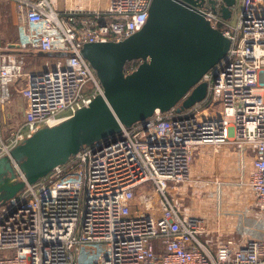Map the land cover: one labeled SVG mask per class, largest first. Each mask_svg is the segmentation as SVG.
Masks as SVG:
<instances>
[{
    "label": "built area",
    "instance_id": "1",
    "mask_svg": "<svg viewBox=\"0 0 264 264\" xmlns=\"http://www.w3.org/2000/svg\"><path fill=\"white\" fill-rule=\"evenodd\" d=\"M10 1L18 30L8 42L0 32V158L105 96L84 45L140 31L152 3ZM214 1L199 9L231 46L200 80L203 101L177 112L198 83L172 110L121 124L35 183L11 157L26 185L0 202V264H264V0H238L230 19ZM27 52L60 59L27 72ZM15 91L21 120L7 111ZM201 158L223 173L195 179Z\"/></svg>",
    "mask_w": 264,
    "mask_h": 264
},
{
    "label": "water",
    "instance_id": "2",
    "mask_svg": "<svg viewBox=\"0 0 264 264\" xmlns=\"http://www.w3.org/2000/svg\"><path fill=\"white\" fill-rule=\"evenodd\" d=\"M238 0H224L220 11L230 19ZM206 0H152L146 25L122 41L87 43L83 56L96 70L105 96L54 126H46L16 146L15 159L29 183L66 163L85 145L116 134L151 117L157 109L170 111L203 76L227 55L231 40L214 28L199 9ZM216 8V2L209 0ZM140 60L126 73L128 62ZM208 94L199 83L177 112L191 108ZM0 158V201L25 187L12 158ZM5 197V198H4ZM4 198V199H2Z\"/></svg>",
    "mask_w": 264,
    "mask_h": 264
},
{
    "label": "rangeland",
    "instance_id": "3",
    "mask_svg": "<svg viewBox=\"0 0 264 264\" xmlns=\"http://www.w3.org/2000/svg\"><path fill=\"white\" fill-rule=\"evenodd\" d=\"M107 2L108 0L102 1L103 7H105ZM236 13L237 12L235 10V14L233 16L234 21H236ZM17 30H18L17 16H16L13 3L10 0H0V32H1V37L3 41L5 40V38L6 39L15 38L17 36ZM25 57H26L25 68L27 72L45 70L48 67L47 65L48 61L50 62V66L53 67L56 65L57 61L60 59V57L57 56V54H49V53L42 54L39 52H27L25 54ZM10 106L12 107V114H13L12 117L15 120H21L24 115L25 101L23 99V96L18 91L14 92ZM196 163H198V165L195 166L194 173H193L195 179L203 178L205 176H208L209 178H211L215 174L223 173L222 170L220 169H215V168L211 169L208 166V162L204 158L198 159ZM232 171H233L232 175L233 173L235 174L237 172L235 167L232 168ZM200 212L202 214L207 213L206 211H202L201 209H200ZM208 224L214 228H217V227L221 228L223 226L222 222H220L219 224L217 220L214 221L212 219L209 220ZM101 247H104V245H101Z\"/></svg>",
    "mask_w": 264,
    "mask_h": 264
},
{
    "label": "crops",
    "instance_id": "4",
    "mask_svg": "<svg viewBox=\"0 0 264 264\" xmlns=\"http://www.w3.org/2000/svg\"><path fill=\"white\" fill-rule=\"evenodd\" d=\"M60 1V4L61 6L64 8L65 6L67 5H70V6H75V5H79V6H84V7H92L93 5H95L97 2L99 3V5L101 7H103L102 5V1L103 0H59ZM108 3V2H107ZM106 3V5H107ZM105 5V6H106ZM104 8V7H103ZM14 38H10V39H6L5 38V42H8V41H12ZM11 104V103H10ZM10 104H8V107H7V111L8 112H12V107L10 106ZM22 111V110H21Z\"/></svg>",
    "mask_w": 264,
    "mask_h": 264
},
{
    "label": "trees",
    "instance_id": "5",
    "mask_svg": "<svg viewBox=\"0 0 264 264\" xmlns=\"http://www.w3.org/2000/svg\"><path fill=\"white\" fill-rule=\"evenodd\" d=\"M139 60L131 61L126 64V67L129 68L130 66H138Z\"/></svg>",
    "mask_w": 264,
    "mask_h": 264
},
{
    "label": "bare ground",
    "instance_id": "6",
    "mask_svg": "<svg viewBox=\"0 0 264 264\" xmlns=\"http://www.w3.org/2000/svg\"><path fill=\"white\" fill-rule=\"evenodd\" d=\"M193 173H194V171H193Z\"/></svg>",
    "mask_w": 264,
    "mask_h": 264
}]
</instances>
